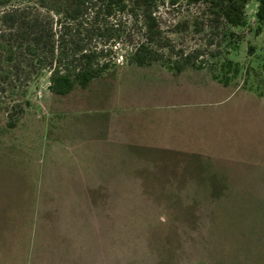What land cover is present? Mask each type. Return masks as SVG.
I'll return each mask as SVG.
<instances>
[{
	"label": "rangeland",
	"instance_id": "374dc122",
	"mask_svg": "<svg viewBox=\"0 0 264 264\" xmlns=\"http://www.w3.org/2000/svg\"><path fill=\"white\" fill-rule=\"evenodd\" d=\"M0 2V15L45 14L42 0ZM257 8L248 0L239 26L215 27L207 5L165 2L155 15L169 47L151 44L160 59L143 67L128 61L145 42L141 19L100 16L117 39L97 40L111 66L87 89L53 95L42 71L22 97L0 92L30 103L22 115L0 108V264H264ZM195 52L199 69L172 70ZM111 180L127 190L111 193ZM72 182L88 192L68 193Z\"/></svg>",
	"mask_w": 264,
	"mask_h": 264
},
{
	"label": "trees",
	"instance_id": "16d2710c",
	"mask_svg": "<svg viewBox=\"0 0 264 264\" xmlns=\"http://www.w3.org/2000/svg\"><path fill=\"white\" fill-rule=\"evenodd\" d=\"M180 1L187 4H205L214 11L215 27L223 23L239 26L241 10L248 0H60L53 9L42 0L45 14L42 18L30 14L25 8H10L0 15V92L12 90L11 98L22 97L32 82V74L48 72V91L56 96H66L75 87L87 89L89 84L99 79L110 64L104 59L107 48H97L99 39L115 42L116 32L112 26L100 24L99 17H110L117 11L132 19L134 24L141 19L145 42L138 44L128 56V61L137 67H143L160 59V55L150 45L169 47L161 44L160 30L155 12L160 5L174 8ZM258 8L256 19L264 23V0H256ZM4 2H0L2 5ZM56 14L54 21L49 13ZM91 44L93 46H91ZM105 47V44H103ZM199 52L181 54L174 61L172 70L181 72L187 66H196ZM228 68L233 65L227 62ZM234 67L233 72L237 73ZM24 76V79L21 80ZM22 77V78H21ZM216 80L217 76L213 75ZM0 99H4L1 98ZM5 98L0 108L13 110L22 115L30 105ZM7 103H12L8 106ZM25 107V108H24ZM11 121L12 114L9 115ZM15 122H8V128H14Z\"/></svg>",
	"mask_w": 264,
	"mask_h": 264
},
{
	"label": "crops",
	"instance_id": "0c3cea01",
	"mask_svg": "<svg viewBox=\"0 0 264 264\" xmlns=\"http://www.w3.org/2000/svg\"><path fill=\"white\" fill-rule=\"evenodd\" d=\"M58 159V157L56 158V160ZM70 175V174H69ZM69 175H64V176H61V177H58L59 178V180H67L66 178H67V176H69ZM74 175V174H73ZM118 176V177H117ZM116 176V174H115V178L117 177V180H118V178L119 179H121V178H123L122 176H120V175H117ZM66 177V178H65ZM125 177V176H124ZM113 178V177H112ZM117 180H114V182L111 180V186H112V191L113 192H111V193H120V192H125L126 190H124V189H121L120 187H118L117 186ZM68 181V180H67ZM115 182H116V185H115ZM72 184H73V186H68V187H70V188H72V189H74V190H69L70 192H68L66 189H64L63 188V190H61V191H57V192H65V193H70V194H78V197H79V191H81L82 193H87L88 192V190H87V188H83V190H79V188H80V186H78L77 184H74L73 182H72ZM69 188V189H70ZM108 191V190H107ZM107 191H106V193H107ZM52 192H55V191H52ZM104 192V191H103ZM64 194V193H63ZM53 199V198H52ZM54 200H56L54 203H56V202H58V204H59V209L63 206V203L60 201V200H58V199H54ZM78 200V199H77ZM94 208H95V205L93 206V212H92V215H93V217H94ZM67 222V221H66ZM98 223H100V220L98 221ZM93 225H94V220H93ZM96 227V226H95ZM37 232V231H36ZM38 233V232H37ZM42 240V239H41ZM96 254V253H95ZM99 255V254H98ZM25 257V256H24Z\"/></svg>",
	"mask_w": 264,
	"mask_h": 264
}]
</instances>
